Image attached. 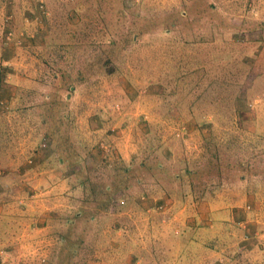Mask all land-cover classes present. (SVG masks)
I'll use <instances>...</instances> for the list:
<instances>
[{"label":"rangeland","instance_id":"1","mask_svg":"<svg viewBox=\"0 0 264 264\" xmlns=\"http://www.w3.org/2000/svg\"><path fill=\"white\" fill-rule=\"evenodd\" d=\"M263 91L264 0H0V204L17 202L19 211L36 213L38 220L40 213L51 217L56 242L50 264H89L98 252L92 246L103 250L107 236L131 227V219L144 225L141 201L160 202L159 184L180 174V167L196 166L199 183L216 165L231 170L240 164L245 175L257 167L264 176V119L255 117ZM63 118L66 127L56 123ZM55 135L70 138L71 154L84 153L94 181L117 182L123 170L114 176L109 167L145 161L144 184L131 180L113 207L94 215L97 206L76 205L71 198L68 181L60 179L68 172L33 183L39 177L30 168L44 154L51 165ZM209 151L216 153V164ZM196 159V165L190 162ZM232 179L224 178L212 205L238 214L244 211L237 200L246 194L243 201L252 206L243 220L250 219L253 204L257 210L254 226L249 224L252 238L242 242L254 241L263 250L264 181L250 179L244 191L226 182ZM118 199L129 201L121 211ZM162 207L159 213L168 211ZM78 208L86 214L74 219ZM188 214L181 224L172 222L179 250L203 241L183 231ZM160 217L169 222L168 214ZM64 235L69 243L58 248ZM22 245L0 264H49L47 253L33 256L23 250L29 244ZM50 247L48 241L36 246ZM206 255L182 252L175 264H202Z\"/></svg>","mask_w":264,"mask_h":264},{"label":"crops","instance_id":"2","mask_svg":"<svg viewBox=\"0 0 264 264\" xmlns=\"http://www.w3.org/2000/svg\"><path fill=\"white\" fill-rule=\"evenodd\" d=\"M189 108H194V106H190ZM255 109L258 111L255 117L264 119V102L261 101L255 104ZM32 146L33 145H31L30 149ZM50 155L51 152L49 156ZM30 156H32V154ZM39 156V152L33 153L32 158H37ZM123 158H127V156L123 155ZM45 160L46 159L42 160L44 161L43 164H39L40 160H38V164H36L34 168L31 166L30 170L32 174L39 177V180L33 183L40 182L42 184L43 178L46 176L51 178L64 174L62 167L60 168L58 164L51 161L50 157L49 160L51 161V165H47ZM256 169L257 167H252L251 170L252 172H257L259 177L247 178L244 181L238 182L237 186L244 187L241 189L245 191V189H249L250 187V185H248L251 182L249 181L250 179L253 181L257 180L259 183H261V181L263 182L264 176H261L260 171ZM58 178H60V176ZM60 179L66 181L67 177L63 176ZM53 180L56 179L54 178ZM242 197L244 198L240 199L241 201L237 200L236 206L238 207L239 205L244 212L238 211V214H234L229 207L224 208L222 206L220 209L214 208L212 203L218 201L215 197L199 202L186 201L183 206L180 205L178 207H176L177 203L173 199H165L164 204L169 207L166 212V214L170 216L169 222L162 220L158 213L148 210V206H154L158 203L155 201L156 198L153 199V201H141L140 205L142 207H140V213L144 215L142 220L144 225L137 227L136 225L134 226V220H129L132 222V226L125 228V230H116L114 236L113 234L108 235L105 248L100 250L99 247H97L98 252L95 253V256H92L93 258L95 257V260L88 263L132 264L131 262L133 259H138L135 264H175V260L179 258L182 252H185L189 255L200 253L201 256L207 253L202 264H264L260 263V259L264 258V248L261 250L259 245L255 244L254 241L251 243L246 242L243 245V242L249 241L252 238L249 234L251 227L249 224L252 218L256 216L255 210L257 209L256 205L253 204L254 211L252 207L250 219L243 220V215L247 217V213H249L246 209H250L252 204L243 201V199L247 200L246 194ZM51 199L50 197L48 201ZM17 206V202L10 201L0 204V228H6V230H8L0 233V237H4L2 244H0V248L6 247L9 253H11V249L12 251L16 250L17 247L21 249L20 245L26 242L29 246L24 247L23 250L29 251L27 253L33 256L34 252L35 255L37 254V251L45 254L47 253L46 255L49 263V257L52 253L51 249L56 242L53 228L49 227V222L52 220L51 217H46L40 213L38 215V220L36 213H32V216H30L31 213L19 211L16 208ZM242 206H246L245 209H243ZM186 214L191 217V220L189 226L182 228L183 231L189 232L190 236L193 235L197 237L200 235L203 241H200L202 242L200 243L195 239V241H190L188 244H185V248L179 250L181 244H176L174 242L175 236L172 235V231L175 225L172 222H182V218ZM21 215H24V217L27 216V218H22ZM119 215L120 214H116L114 217H118ZM263 215L264 213L262 216ZM60 219L61 218H59V220ZM251 223L253 224L252 226H254V222L252 221ZM169 236H171V238ZM60 239L63 241L62 238ZM42 241L51 243V247L47 251L36 248ZM128 242H130L131 248L128 247ZM127 249H129L131 253H129ZM236 250L240 253L236 252ZM77 251L78 250L74 251L76 255L78 254ZM20 252L22 251L16 253ZM120 259L123 262H120ZM8 260H10V258Z\"/></svg>","mask_w":264,"mask_h":264},{"label":"trees","instance_id":"3","mask_svg":"<svg viewBox=\"0 0 264 264\" xmlns=\"http://www.w3.org/2000/svg\"><path fill=\"white\" fill-rule=\"evenodd\" d=\"M66 120L67 119L63 118L61 124L59 122L56 123L58 125H64L66 127L69 122H66ZM50 139L51 142L49 141V145L51 149H49V154L51 152V155L49 156L48 154L47 158L50 157L51 161H53L55 164H58L60 168L62 167V170H64L66 175L68 172L69 176L67 178V185L68 187H70V191L72 194L71 198L74 199L76 205H87L88 203H91L94 206H97L96 208L98 210L94 211V215H96L100 210L107 211L109 208L113 207L114 198L120 195V193H126V191L130 188L129 185L132 182L131 180H137V186H141L144 184L145 178H147L143 176L145 173L143 168L146 167V162L133 161L130 164L125 165V168L109 167L106 170L114 176H116L123 170L121 180L117 182L115 180L111 182H105L98 179L101 177H96L97 179L94 178V181L93 177L90 178L88 175V172H91V169H87L84 166V153L80 151L76 152V155H73L69 152L72 147L69 144L70 138H68L67 136H62V138H60V136L55 135ZM149 148L150 146L146 147L144 149V152L148 151ZM209 152L212 154L210 157H213L215 159L214 163L216 164L218 158L216 153L212 151ZM44 156L45 154L39 157V160H43ZM198 160L199 159L191 160L190 162H194L196 165L198 163ZM51 161L49 160L50 163ZM208 164L209 163H206L204 164V166L207 167ZM216 166L217 167H215V170H213V174L210 172H206L204 174L207 176H205V179H203L202 183H199L197 180H195V175L198 172L196 166L193 167V170H191L192 168H190L189 166L187 167L186 165L185 167H180V174L171 175L169 178L164 179V181L159 184L158 188L161 195V197H159L160 202L153 206L152 211L157 212L159 215H165L166 212L159 213L158 211H156L157 206L165 205V199H173L177 203L176 207L180 205L182 206L186 201L199 202L201 200L211 199L214 195L213 193L218 191L220 184L225 181L224 178L230 175L233 177V179L230 181H226L228 182V184H238V182L244 181L247 178H251L254 174L257 176L259 175L257 173L252 172L251 169L250 172L246 173L245 175V172L247 170L245 172L241 171V168H239L240 164L237 166L238 169L233 168L231 170H226L229 169L228 167L222 168L218 165ZM231 171H234L237 174H228ZM152 181L155 184L157 180L152 179ZM141 199L144 200L145 197H142ZM118 201V211L122 210L124 204L126 205L129 203V201L127 202L125 200L120 199H118ZM76 211V213L72 215L74 219H77L78 215L81 217L86 214L82 209L79 208ZM65 220L66 224H71L70 219L64 218V221ZM91 220L93 221L94 217L91 216ZM123 226L124 224L121 225V227ZM72 228H74V224L70 226V230H72ZM68 235H64L63 237L60 236L58 238V248L60 246L61 248L66 246L65 241L67 242V244L69 243ZM172 235L177 236L179 235V233H175L173 230ZM60 238H62L63 241ZM97 247V245L92 246L93 249H97ZM135 260L137 259H133V261Z\"/></svg>","mask_w":264,"mask_h":264},{"label":"built area","instance_id":"4","mask_svg":"<svg viewBox=\"0 0 264 264\" xmlns=\"http://www.w3.org/2000/svg\"><path fill=\"white\" fill-rule=\"evenodd\" d=\"M10 35H11V34L9 33V36H10ZM100 149H101L102 151H104V152H108V148H107V146H105L104 144H101ZM162 210H163V207H162V206H157V207H156V211L160 212V211H162ZM0 258H1V259H4V260L9 259V258H10V253H9V251H8L7 249L0 248ZM42 260H43V259H42Z\"/></svg>","mask_w":264,"mask_h":264}]
</instances>
